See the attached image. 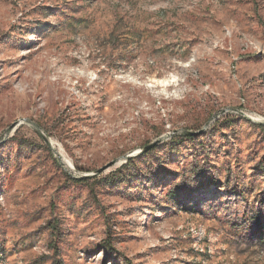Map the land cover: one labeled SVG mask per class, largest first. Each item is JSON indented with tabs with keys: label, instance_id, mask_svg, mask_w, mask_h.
Wrapping results in <instances>:
<instances>
[{
	"label": "rangeland",
	"instance_id": "obj_1",
	"mask_svg": "<svg viewBox=\"0 0 264 264\" xmlns=\"http://www.w3.org/2000/svg\"><path fill=\"white\" fill-rule=\"evenodd\" d=\"M243 114L264 122V0H0V264H264Z\"/></svg>",
	"mask_w": 264,
	"mask_h": 264
},
{
	"label": "water",
	"instance_id": "obj_2",
	"mask_svg": "<svg viewBox=\"0 0 264 264\" xmlns=\"http://www.w3.org/2000/svg\"><path fill=\"white\" fill-rule=\"evenodd\" d=\"M221 113V111H218L216 112L212 117L211 119L209 120L208 123H206L202 129L198 130V131H192V130H188V129H185V128H179V129H175L171 132H168L166 134H163V135H160L157 139H155L154 141L150 142L149 144L143 146L139 151L136 150L135 153L139 154V153H142L150 148H152L154 145L158 144L161 140L163 139H166V138H170L172 136H176V135H195L201 131H203L204 129H206L208 127V124L210 122H212L219 114ZM244 115V114H243ZM244 117L252 122H255V123H259V124H264V122L262 121H257L255 119H252L251 117L247 116V115H244ZM23 121H25L26 123L30 124L40 135L41 137L44 139V141L46 142V144L53 150L55 156L57 158H60L61 154L56 150L54 149L53 145L51 144V141L46 137V135L42 132L41 128L34 122L32 121H29L27 119H23ZM18 123L20 122H14L12 123L9 128L7 129V132L9 130H11L12 128H14ZM134 151L130 152V154L126 155V156H123L121 158H130L132 155H133ZM109 165V164H108ZM108 165H105L97 170H95L92 174L90 175H83V177H86V176H92V175H95V174H98L100 172H102ZM68 168L72 169L71 166L68 165ZM68 172V171H67ZM69 173V172H68Z\"/></svg>",
	"mask_w": 264,
	"mask_h": 264
},
{
	"label": "trees",
	"instance_id": "obj_3",
	"mask_svg": "<svg viewBox=\"0 0 264 264\" xmlns=\"http://www.w3.org/2000/svg\"><path fill=\"white\" fill-rule=\"evenodd\" d=\"M259 127L261 128H264V126L262 125H259ZM196 138L195 135H184V136H176L174 137L172 140V142H180L184 139H187V140H190V141H193L194 139ZM130 161H132L130 159ZM186 172H194L195 174L197 173V171L193 168L191 170V168L189 169H186ZM197 183L199 182L198 180H196ZM186 185H188V182H186ZM184 189V188H182ZM181 189V190H182ZM179 192V191H177ZM177 192L176 190H171V191H168L167 194H169V202H172V204H175V205H178L180 202L178 201V199L176 198V195H177ZM252 214L250 215V217H246L247 221H248V225L244 228V230L247 232V233H251L252 235L256 234L255 233V230L259 229V235L260 236H263L264 235V214H262L261 212L259 211H253L251 212ZM245 217V216H244Z\"/></svg>",
	"mask_w": 264,
	"mask_h": 264
},
{
	"label": "bare ground",
	"instance_id": "obj_4",
	"mask_svg": "<svg viewBox=\"0 0 264 264\" xmlns=\"http://www.w3.org/2000/svg\"><path fill=\"white\" fill-rule=\"evenodd\" d=\"M257 118H258V117H257ZM51 144L54 145L52 142H51ZM54 146H55V145H54ZM63 157H64V155L62 154V157H60V159L62 160V162H65V163H66V161H68V160L66 159V161H65V159H64L65 157H64V158H63ZM68 162H69V161H68Z\"/></svg>",
	"mask_w": 264,
	"mask_h": 264
}]
</instances>
